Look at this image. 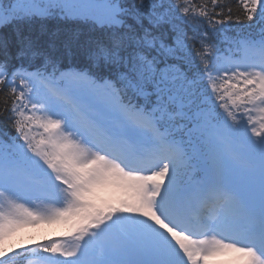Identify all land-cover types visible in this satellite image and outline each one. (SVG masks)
<instances>
[{
  "label": "snow or ice",
  "instance_id": "snow-or-ice-1",
  "mask_svg": "<svg viewBox=\"0 0 264 264\" xmlns=\"http://www.w3.org/2000/svg\"><path fill=\"white\" fill-rule=\"evenodd\" d=\"M222 256L264 264V0H0V264Z\"/></svg>",
  "mask_w": 264,
  "mask_h": 264
},
{
  "label": "rangeland",
  "instance_id": "rangeland-1",
  "mask_svg": "<svg viewBox=\"0 0 264 264\" xmlns=\"http://www.w3.org/2000/svg\"><path fill=\"white\" fill-rule=\"evenodd\" d=\"M57 227H44V228H37V229H25L22 232H19L17 234H15L13 237H11L9 243L10 244H16L19 243L20 240L25 236H30V234H32L36 239H40V237H42L43 235L45 236H49L52 234H56L58 233L61 229ZM224 260V264H227V262L229 261L226 257L223 258ZM223 262V261H222Z\"/></svg>",
  "mask_w": 264,
  "mask_h": 264
}]
</instances>
